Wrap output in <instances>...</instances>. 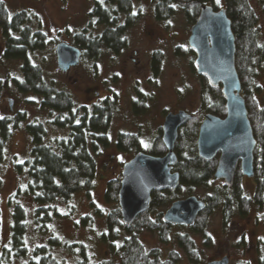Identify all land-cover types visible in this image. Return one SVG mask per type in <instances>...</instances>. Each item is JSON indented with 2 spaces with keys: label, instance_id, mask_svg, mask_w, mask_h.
Segmentation results:
<instances>
[{
  "label": "trees",
  "instance_id": "trees-1",
  "mask_svg": "<svg viewBox=\"0 0 264 264\" xmlns=\"http://www.w3.org/2000/svg\"><path fill=\"white\" fill-rule=\"evenodd\" d=\"M153 11L158 19H165L178 11L185 14L193 23L205 4L215 9L224 7L231 20L235 36V64L241 81V93L246 102L248 115L257 140L255 146L254 189L247 194L242 185L241 173L231 185L214 177L215 157L205 160L197 153V122H189L182 130L175 144L178 156L173 168L180 173V183L175 190H156L152 194L148 209L141 212L131 223L122 220L118 204L120 177L111 178L106 183L105 199L112 203L108 210L92 199L95 187L100 148L109 142V127L117 111V96H105L99 102L78 103L73 94L53 78H48L40 63L33 61L31 53L43 48L47 39L45 32L32 28V14L27 9L10 11L5 0H0V28L5 37L2 57L19 59L18 71H8L0 75V111L1 94L10 84L19 93H33L39 97V105L47 107L52 117L50 123L64 134L51 136L47 123L41 120L28 121L26 111L0 112V170L6 154V145L14 129L22 126L30 135L29 155L15 162L16 170L24 176L8 196L11 207L10 236L6 243H1L0 264H12L14 259H26L27 264H180L178 250L170 248L166 252L160 246L149 247L142 242L141 232L146 229L158 234L163 243L171 238L172 226H186L164 221L163 210L157 206L168 207L175 199L174 193L181 185L189 189L197 185H211L210 192L203 196L205 207L199 212L193 224L188 225L193 231L204 232L206 221L215 210H220L224 220L233 212L245 215L255 206L264 222V101L261 103L255 94L262 89L258 82V71L264 60V47L259 41L258 12L251 0H151ZM264 13V0H257ZM140 15L133 0H94L85 25L73 35L74 45L82 51V57L93 62L104 50L119 53L128 44V32ZM192 54L195 53L189 47ZM153 66H159L160 54L153 51ZM194 58L192 68L194 67ZM204 94L212 93L214 101L202 96L200 110L224 115V97L220 86H209L207 79L199 75ZM32 101H35L33 98ZM139 111L143 106L137 107ZM51 136V137H50ZM146 152L162 155L166 152L161 140ZM138 142L135 136L120 133L116 145L124 150H131ZM139 151V150H136ZM145 151V150H144ZM220 182V183H219ZM2 177L0 174V186ZM84 192L90 207L97 216L104 215L105 229L100 233V240L107 246L104 254L95 258L90 255L83 241L69 240L58 233L53 226L57 219L71 217L77 205L75 196ZM29 196L34 204L32 208L33 230L46 237L43 243L32 247L28 243L29 210L23 201ZM93 220L90 213H85L74 220L77 225H88ZM1 226V211H0ZM175 240L184 250L192 264L199 261V252L194 238L188 232H177ZM70 251L63 256L60 250ZM258 263L264 264V238L260 241Z\"/></svg>",
  "mask_w": 264,
  "mask_h": 264
},
{
  "label": "rangeland",
  "instance_id": "rangeland-1",
  "mask_svg": "<svg viewBox=\"0 0 264 264\" xmlns=\"http://www.w3.org/2000/svg\"><path fill=\"white\" fill-rule=\"evenodd\" d=\"M135 8L140 10L136 22L128 32V44L119 53L104 50L96 62L81 57L78 64L62 71L56 62L55 46L60 41L71 44L73 35L87 22L89 11L94 0H5L10 11L27 9L32 14V28L46 33L47 39L43 48L31 53L33 61L40 63L48 78H55L60 85L68 89L78 103L91 104L101 101L105 96L116 94L117 111L113 115L109 127V143L100 148L95 187L91 193L99 206L109 209L112 203L106 201V183L111 178L121 176L122 164L136 152L122 150L116 145L120 133H135L143 148H148L150 141L157 134L158 124L164 120V113L168 110L177 111L183 108L196 111L200 108L204 87L199 74L192 68L194 54L189 50L188 35L191 22L181 11L165 19H158L154 15L151 0H133ZM223 5V0H219ZM258 12V26L260 28L259 41L264 47V13L257 0H251ZM5 37L0 28V75L6 72H16L19 69V59H5L2 53ZM160 54L159 66H153V51ZM258 82L262 87L255 96L262 103L264 101V60L258 71ZM9 98H13L14 106H9ZM35 101H32V99ZM206 100L214 101L212 93L205 92ZM143 103V110L138 111L135 106ZM24 109L27 118L23 122L41 120L47 123L51 136L64 134L66 129H60L50 123L52 117L47 107L39 105V97L33 93H19L14 86L3 89L1 94V113ZM50 136V137H51ZM31 146L30 135L22 126L14 129L7 141L6 154L2 161L0 174V211L1 243H6L10 236L11 207L8 196L16 186L24 181L19 174L15 162L29 155ZM146 151V150H145ZM149 151V150H147ZM217 180H219L217 178ZM242 185L247 194L254 189V177H242ZM218 182V181H217ZM197 185L189 189L181 185L174 197L184 198L196 195L199 198L210 192L211 185ZM220 183V182H219ZM23 201L29 210L28 243L32 247L36 243L46 241L44 235L33 230L32 208L34 206L29 196ZM76 212L71 217H64L54 221L56 231L69 240L83 241L90 255L96 259L106 250V245L100 240V233L105 229L104 215L93 213L89 199L84 192L75 196ZM167 207L157 206L155 210L165 211ZM90 213L93 220L88 225L75 224L80 215ZM177 232H188L195 240L199 261L196 264H206L224 255L229 257L228 264H258L256 258V241L260 235L264 236V222L255 206L249 208L245 215L233 212L228 220L220 210H215L206 221L204 232H196L186 226H172L168 242L159 240L156 232L144 229L141 232L142 242L149 247L160 246L165 252L170 248L179 251L180 264H192L184 250L175 240ZM63 256H69L70 251L60 250ZM12 264H27L26 259H14Z\"/></svg>",
  "mask_w": 264,
  "mask_h": 264
},
{
  "label": "water",
  "instance_id": "water-1",
  "mask_svg": "<svg viewBox=\"0 0 264 264\" xmlns=\"http://www.w3.org/2000/svg\"><path fill=\"white\" fill-rule=\"evenodd\" d=\"M187 41L195 53L193 63L196 72L207 79L209 86H220L226 108L225 117L210 112L204 115L196 140L197 153L200 158L211 160L221 151L214 177L223 178L227 185H231L239 160L241 173L254 175L257 140L241 94V81L235 64V36L226 9L203 5L190 26ZM55 54L58 68L66 71L79 63L81 49L60 41L55 46ZM9 106L13 108V98H9ZM190 117L191 114L184 109L168 112L162 124L166 152L155 155L139 150L122 164L118 204L125 223H131L138 214L149 208L154 190L178 188L180 174L172 171V166L178 160L174 146L178 128ZM204 207L205 201L191 194L175 199L166 208L163 219L169 223L193 224ZM228 262L229 257L224 255L206 264Z\"/></svg>",
  "mask_w": 264,
  "mask_h": 264
},
{
  "label": "flooded vegetation",
  "instance_id": "flooded-vegetation-1",
  "mask_svg": "<svg viewBox=\"0 0 264 264\" xmlns=\"http://www.w3.org/2000/svg\"><path fill=\"white\" fill-rule=\"evenodd\" d=\"M81 57H82V54H81ZM81 59V58H80ZM242 92V91H241ZM242 94V93H241ZM242 96H243V94H242ZM136 102H138V100H135L134 101V103H136ZM141 103H137V104H135V106L134 107H139V105H140ZM200 105H201V103H200ZM224 105H225V99H224ZM142 106H143V103H142ZM179 109H181V108H179ZM178 109V110H179ZM183 109V108H182ZM177 110V111H178ZM185 110V109H184ZM138 111H139V109H138ZM170 111H172V112H176V111H174V110H168L167 112H165L164 113V118H165V116H166V114L168 113V112H170ZM187 112H189L190 114H191V117H190V119L189 120H187L185 123H183L179 128H178V135H179V131L180 130H182V128H184L185 127V125H187V124H190L189 122H197L198 124H197V136H198V132H199V128H200V124H201V122L203 121V119H204V115L206 114V113H209L210 111H202V110H200V109H197L196 111H188V110H186ZM210 113H212V112H210ZM225 115H226V108H225V113H224V115H219L220 117H225ZM164 121V120H163ZM162 124H163V122L162 123H160V124H158V127H157V129H158V131H157V134H155L154 135V137H152V140L150 141V145H149V147L148 148H143L142 147V145L140 144V141H139V139H137L138 137L137 136H139L138 134H135V133H128L129 135L130 134H132V135H134L135 136V139H136V141L138 142V144L137 145H135V146H133L132 148L134 149V150H151V148H153V147H155L157 144H160V142H159V140H161V142L163 143V145H164V147H165V150H167V148H166V146H165V144H164V142H163V139H162V134H163V129H162ZM253 128V127H252ZM177 141V140H176ZM176 141H175V144H176ZM120 149H122V148H120ZM122 150H124V149H122ZM174 150H176L175 149V146H174ZM220 154H221V151H219L218 153H217V155L215 156V160H216V165H217V163H218V158H219V156H220ZM255 162H256V158H255V149H254V164H255ZM174 166V165H173ZM173 166H172V171H177L176 169H174L173 168ZM241 173V170H240V160L238 161V165H237V169H236V171H235V176H234V180H235V178H236V176L238 175V174H240ZM180 174V173H179ZM254 174H255V169H254ZM241 175H242V177H247V175H245V174H242L241 173ZM121 177V176H120ZM248 177H254V175H252V176H248ZM219 179V181H221L222 183H225V181H224V179L223 178H218ZM226 184V183H225ZM164 190V189H163ZM169 190H171V189H169ZM154 191H156V190H154ZM153 191V192H154ZM159 191H161V190H159ZM153 192H152V194H153ZM151 194V195H152ZM164 212L165 211H163V214H164ZM173 224H176V223H173ZM264 238V236H262V235H260L259 237H258V239H257V241H256V258H255V260H256V262L258 263V252H259V246H260V241L262 240ZM219 259V258H218ZM259 264V263H258Z\"/></svg>",
  "mask_w": 264,
  "mask_h": 264
},
{
  "label": "bare ground",
  "instance_id": "bare-ground-1",
  "mask_svg": "<svg viewBox=\"0 0 264 264\" xmlns=\"http://www.w3.org/2000/svg\"><path fill=\"white\" fill-rule=\"evenodd\" d=\"M81 54H82V51H81ZM121 178V177H120ZM120 185H121V183H120ZM198 216V215H197ZM197 218V217H196ZM179 225H190V224H181V223H179Z\"/></svg>",
  "mask_w": 264,
  "mask_h": 264
},
{
  "label": "snow or ice",
  "instance_id": "snow-or-ice-1",
  "mask_svg": "<svg viewBox=\"0 0 264 264\" xmlns=\"http://www.w3.org/2000/svg\"><path fill=\"white\" fill-rule=\"evenodd\" d=\"M217 2L219 3V0H217Z\"/></svg>",
  "mask_w": 264,
  "mask_h": 264
}]
</instances>
